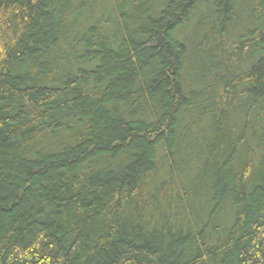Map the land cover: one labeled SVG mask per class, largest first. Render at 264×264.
Wrapping results in <instances>:
<instances>
[{
	"label": "trees",
	"instance_id": "obj_1",
	"mask_svg": "<svg viewBox=\"0 0 264 264\" xmlns=\"http://www.w3.org/2000/svg\"><path fill=\"white\" fill-rule=\"evenodd\" d=\"M0 264H264V0H0Z\"/></svg>",
	"mask_w": 264,
	"mask_h": 264
},
{
	"label": "rangeland",
	"instance_id": "obj_2",
	"mask_svg": "<svg viewBox=\"0 0 264 264\" xmlns=\"http://www.w3.org/2000/svg\"><path fill=\"white\" fill-rule=\"evenodd\" d=\"M208 22H211L210 20ZM186 35H191V31L188 30V33ZM193 55V52H190V55ZM189 55V58L191 60V66H192V73H194V76L200 74L201 70H205V67L207 66V61L203 60V55H197L194 53V55L191 57Z\"/></svg>",
	"mask_w": 264,
	"mask_h": 264
}]
</instances>
